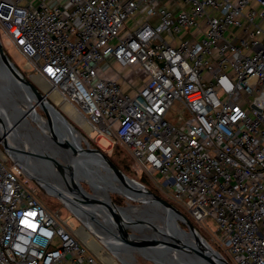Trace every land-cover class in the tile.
Segmentation results:
<instances>
[{
  "label": "built area",
  "instance_id": "obj_1",
  "mask_svg": "<svg viewBox=\"0 0 264 264\" xmlns=\"http://www.w3.org/2000/svg\"><path fill=\"white\" fill-rule=\"evenodd\" d=\"M262 23L264 0H0L30 78L157 171L193 223L212 218L230 264H264ZM124 68L149 79L123 89L106 73L127 82ZM7 159L0 148V264H111Z\"/></svg>",
  "mask_w": 264,
  "mask_h": 264
},
{
  "label": "water",
  "instance_id": "obj_2",
  "mask_svg": "<svg viewBox=\"0 0 264 264\" xmlns=\"http://www.w3.org/2000/svg\"><path fill=\"white\" fill-rule=\"evenodd\" d=\"M6 79L10 81L9 84L16 91H23L22 97L28 99L31 106L39 103L38 105L43 111V115H53L54 124L52 123L50 131H47L46 135H48V138L56 148L67 151L74 160L80 159L88 161L86 163L89 166L91 164H99V162L102 163L109 173L113 174L116 179L122 182L126 189L128 205H118L113 198L111 201L116 207H129L132 212L126 216H122L121 214L114 216V223H117L119 227L122 226V223H134L136 227H139V232L144 230L150 232V235L147 236L148 238L143 236L139 240H131L126 237L117 236L123 245L142 253L145 258H148L156 264H159V261L166 264H175L173 263L175 258H177L178 261L176 263L178 264L182 261L184 264H230L221 252L215 249L199 232L192 220L177 206L153 192L141 181L127 174L99 148L91 147L89 143L86 146H81L77 142H70L66 138L59 136L64 133L63 131H76L82 136L83 134L62 113V110L49 98L47 93L32 78L26 76L21 71L3 47L0 39V80L6 81ZM5 93L0 85V96L5 97L7 94ZM16 100L18 101V105L24 107L25 104H23L21 98L17 97ZM1 106L0 103V112L2 113L3 109ZM3 125V118L0 116V142L6 154L20 168L22 174L46 189V185L59 186L56 182L44 180L40 176L35 175L22 162L13 157L12 152L15 146H13L8 136L5 135ZM83 138L85 137L83 136ZM74 190L76 193L70 194V197L80 205L93 207L100 205L95 197L88 196L80 186H75ZM54 195L59 197L67 206L71 208L76 207L74 201L67 200L61 193ZM171 220L177 221L180 230L172 231L170 228H166ZM158 247L160 250H157Z\"/></svg>",
  "mask_w": 264,
  "mask_h": 264
},
{
  "label": "bare ground",
  "instance_id": "obj_3",
  "mask_svg": "<svg viewBox=\"0 0 264 264\" xmlns=\"http://www.w3.org/2000/svg\"><path fill=\"white\" fill-rule=\"evenodd\" d=\"M9 83L10 81H8L7 79L6 81L0 80L2 89L7 93H5V97L0 96V103L3 109L2 113L0 112V116L3 118V128L5 130V135L8 136V138L13 143V146H15L12 152L13 157L22 162L35 175L40 176L42 179L57 182V184H59V186L57 187L46 185L47 190L53 194L61 193L67 200L69 199L71 201L74 200L70 197V194L76 193L74 187H81V185L77 183L73 175L71 179H67L65 181L63 180V175H71V169L73 168L78 171L82 170L86 178L88 179L93 193L87 192L83 189V187L81 188L88 196L95 197L99 201L100 205H97L96 207L83 206L74 201L76 207H72V209L82 217L85 222V226L91 229L92 233L96 234L99 238L100 241L92 240L90 242L91 246L95 248L97 253H99L98 251L102 249V246L108 247H104L106 249V252L103 254V256L111 264H117L115 260L116 258L121 259L125 264H136L135 254L138 253L142 255V253L136 252L134 249L123 245L118 240L117 236L126 237L131 240H139L141 237L133 235L127 230V228H131L136 231L139 230V227H136L134 223H122V226L119 227L117 223H114V216L119 214H121L122 216H126L132 211H130L131 209H129V207H116L112 203V201L107 200L103 193V191H106L107 193H119L127 197L126 189L123 186L122 182L119 179H116V177L113 174L109 173L106 169H103L102 167L105 168V166H103L102 163L99 162V164H91L89 166L88 163H86L88 161L80 159L74 160L67 151L56 148V146L53 145L51 141H49L48 135H46V132L50 131V126H52V123L54 124L53 115H46V118L49 122L48 123L45 118L40 115L38 110H36L35 106L39 103H36L35 106H31V103L28 101V99L22 97L23 91H16V89H14ZM39 83L44 90L52 91L51 95L54 97L55 101L59 102L60 100H62L59 94L56 91L52 90L49 84L43 83L41 81H39ZM17 97L22 99L23 104H25V108L17 104ZM65 103L66 109H69L71 111L74 110V106L71 103ZM21 108L26 109V116H29L31 120L34 121L35 124H37V126L42 129L44 134L36 133L35 130L31 128L30 123L24 120L25 114ZM44 109L46 110L45 107ZM75 117H77L78 122L87 123V119L80 113H77ZM86 127L89 131L91 130L88 124H86ZM28 132H30V135L27 134ZM63 132L64 133L60 134L59 136L66 138L70 142H77L78 144L83 146L80 141L83 136L80 133L76 131ZM41 143H44V146ZM38 145L43 146L45 148V152H40V155L37 158L29 156L27 152L33 150ZM51 149L54 150V155L52 156L51 154L49 155V153H47ZM48 158H53V162L48 161ZM53 164L55 165L53 166ZM99 165H102V167H100ZM86 219L89 220L90 224L86 222ZM94 228L97 232L93 230ZM166 228H170V230L172 231L180 230V227L175 220H171ZM85 230L80 228L79 232L81 234H84L85 239H87L88 236L91 235V233L90 231L86 232ZM162 230H164V228H162ZM145 238L148 237L146 236ZM158 249L160 250L159 247L157 248V250ZM177 261V258H175V261L173 263L178 264L176 263ZM159 264L166 263L159 261ZM179 264H184V262L182 261Z\"/></svg>",
  "mask_w": 264,
  "mask_h": 264
},
{
  "label": "rangeland",
  "instance_id": "obj_4",
  "mask_svg": "<svg viewBox=\"0 0 264 264\" xmlns=\"http://www.w3.org/2000/svg\"><path fill=\"white\" fill-rule=\"evenodd\" d=\"M135 20L136 19L133 17H130L128 20H126L125 28H124L125 30L123 31V34L126 35L128 30L132 29L134 27ZM262 25L264 26V23H262ZM182 35L183 36L186 35L185 29L182 31ZM0 37H1V40L3 43V47L5 48L7 53L10 55V57L14 60V62L17 64V66L21 69V71L24 72V74L28 77H30L32 74H35L36 72L33 69L25 67L26 58L17 50V48L15 47L13 42L5 34L4 31H0ZM110 71H112V70L109 69L106 74L111 73ZM122 74L126 75V77L128 78L127 82H124L122 78L119 80L123 89H130L131 87L136 89L142 85V80L149 79L148 74L145 73V71H143V70H139L138 72H132L131 73L130 69L124 68V69H122ZM44 91L47 93L49 98L52 101H54L57 104V106L62 110V113L83 134V136L85 138L82 137L80 139L82 145L86 146V144L89 143V145L91 147L99 148L101 151H103L105 154H107L114 162L116 161L120 165V167H123L124 169H126L127 174H129L130 176L134 177L135 179L141 181L149 189H151L153 192L159 194L160 196L164 197L165 199L170 201L172 204L177 206L176 203L173 202L172 199L168 196L167 189L162 184L163 178L159 175V173L157 171L152 170L150 168L149 164H146V168H147V171L151 173L153 178H151V176L136 163V161L132 158V156L130 155V153L128 152V150L126 148H124L121 145L117 146L116 144H112V142L108 138H106L105 136H101L98 132H93L90 134L89 130L86 127L87 123H85V122L80 123V122H78L77 117H75V115L77 113H79L78 111H74V110L71 111L69 109H66V103L63 100H60L59 102L55 101L54 97L51 95V93H52L51 90H48V91L44 90ZM35 107H36V110H38V112L40 113V115L43 118H45V120L48 122V119L46 118L45 115H43V111L41 110L40 106L36 105ZM21 109L25 114L24 120H26L28 123H30L31 128H33L36 133L44 134L42 129L39 128L37 126V124H35V122L31 120V118L29 116H26V109H24V108H21ZM176 111L179 112V110H176ZM83 115H84V112H83ZM183 115H185V113H183ZM27 134L30 135V132H28ZM49 141H50V139H49ZM41 144H43V146H44V143H41ZM43 146L38 145L33 150H30L33 152L28 151L27 154H29V156L37 158L40 155V152L41 153L45 152V148ZM0 148L3 152H5L1 142H0ZM47 153H49V155L51 154V156H52V155H54V150L51 149ZM5 154H6V152H5ZM52 160H53V158H48V161L51 162ZM6 164L9 167H14L17 172L21 173L20 168L14 163V161L9 156H8L7 161H6ZM54 165L55 164H53V166ZM64 165H66V164H64ZM99 166L102 167V165H99ZM102 168L106 169L104 167H102ZM72 175L75 178V180L77 181V183L79 185H81V187H83L84 190H86L89 193H93V190H92L91 186L89 185L88 179L86 178V176L82 170L78 171L74 168L71 169V175L70 174L69 175L64 174L63 180L65 181L67 179H71ZM20 177H21V180L31 189V191L34 192V194L42 201V203L47 207V209L52 214L56 215V217L60 221L66 219L68 216H70L69 223L72 225L73 229H77L82 225L85 227V229H86L85 231H87V232L90 231L92 236L89 235L88 236L89 238L94 237L93 240L100 241L99 238L97 237V235L92 233L91 229L89 230V228H87L85 226V222L83 220H80L79 218H77L72 213V208L67 206L59 197L50 193L46 188L42 187L41 185H39L35 181L29 180L22 173H21ZM103 193H104L105 197L107 198V200H109V201H111L112 198L114 199V197H116L117 195H118L117 198L119 196H121L124 199V203L118 204L115 201V199H114V201L118 205H121V206H127L128 205V198L119 194V193H107L106 191H103ZM181 210L185 214H187L186 210L182 209V207H181ZM59 211L61 212L60 214H58ZM86 222L88 224H90L89 220H87V219H86ZM194 224L196 225L199 232L207 239V241L215 249L220 250L217 246V243L214 241L215 236H216L215 235L216 222L212 218H206L202 222V224L204 226L197 224V223H194ZM93 230H95V228ZM127 230L129 231V233H131L133 235H137L138 237H143V236L146 237V236L150 235V232L147 230H144L141 232H139V230L135 231L131 228H127ZM104 247L102 246V249L98 251L99 253H102V256L106 252L105 248H108V247H105V248ZM118 262H119V264H124V262H122V261H118ZM135 263L136 264H156L153 261L149 260L148 258H145L143 255L138 254V253L135 254Z\"/></svg>",
  "mask_w": 264,
  "mask_h": 264
},
{
  "label": "trees",
  "instance_id": "obj_5",
  "mask_svg": "<svg viewBox=\"0 0 264 264\" xmlns=\"http://www.w3.org/2000/svg\"><path fill=\"white\" fill-rule=\"evenodd\" d=\"M116 145L119 146V144H116ZM115 163H116L118 166H120L116 161H115ZM121 168H123V167H121ZM123 170H125V172H127L126 169L123 168ZM117 196H118V195H117ZM117 196L114 197L115 201H116L118 204H122V203H124V199H123V197L119 196V197L117 198ZM186 215H187V214H186ZM187 216H188V215H187ZM181 225H182L183 227H185L184 224L181 223Z\"/></svg>",
  "mask_w": 264,
  "mask_h": 264
},
{
  "label": "crops",
  "instance_id": "obj_6",
  "mask_svg": "<svg viewBox=\"0 0 264 264\" xmlns=\"http://www.w3.org/2000/svg\"><path fill=\"white\" fill-rule=\"evenodd\" d=\"M109 75H111V76H113V77L117 78L118 80H120V79H121V75H119V74H118V73H116V72H112V71H111V73H110ZM126 90H128V89H126Z\"/></svg>",
  "mask_w": 264,
  "mask_h": 264
}]
</instances>
